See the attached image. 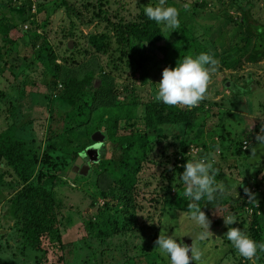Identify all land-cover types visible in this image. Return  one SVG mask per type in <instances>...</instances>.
<instances>
[{
    "label": "trees",
    "instance_id": "obj_1",
    "mask_svg": "<svg viewBox=\"0 0 264 264\" xmlns=\"http://www.w3.org/2000/svg\"><path fill=\"white\" fill-rule=\"evenodd\" d=\"M181 1L165 0L166 6H174L178 9L180 20L178 31L184 32L190 23L188 16L191 13L184 7L178 6L177 2ZM215 1L197 0L190 10L201 9L204 19L219 16L216 9L212 12L209 7V3L211 6L217 5ZM11 2L12 0H0V8L8 10L7 15L0 17V115L7 113L4 116L6 127L0 129V160L9 167L8 170L0 167V201L11 199V217L16 219L17 225L14 233L17 239L26 243L34 253L35 260L32 264H77L68 261L62 253L63 251L65 253L64 249H66L67 255L69 254V244L64 243L62 239L63 233L66 232L68 235V229L73 225H75L73 236H79L77 246L85 250L78 264H93L94 245L88 243L89 239L97 240L102 245L105 239L126 231L142 233L149 231L150 235L147 240L141 242H134V238H131L133 245L138 246V250L134 257L130 256L122 264H168L165 257L156 251L151 239L158 237L157 230L163 222L165 209L171 208L178 215L187 214L189 200L183 196L184 185L179 182L178 175L183 171L186 159H192L194 156H212L218 173L216 182L223 185V191L216 194L214 201L198 202L201 210L209 217L210 225L214 228L219 227L220 224L223 225L221 215H232L236 221L230 227L242 229L244 223H247L249 235L257 241L264 242V194L260 201H248L242 189V186H247L255 193L260 191V187L264 185V170L262 173L260 170H255L256 173L252 174V179L250 178L252 184L248 178L238 181L237 185L241 183L239 190H232V195L227 193L223 179L225 176L222 175L227 152L233 157L242 154L243 164L250 165L247 163L251 150L248 149L249 139H243L238 143V147L234 148L232 146L234 141L230 137L231 131L227 129L229 121L221 122L224 116L231 114L232 102L202 100L191 109L179 105H165L144 92L150 84L147 75L149 68L159 69L158 61L149 62L148 57L146 59L144 51L147 50L154 51L155 56L163 57L161 59H164L163 62L167 65H170L167 54L170 48L180 58L194 56L202 51L209 52L218 60L220 67L231 71L240 70L243 62L254 64L264 61V24L254 21L250 6L243 10L245 37L241 46L239 40L236 41V45L231 46H224L221 43L222 20L227 19L229 23L230 19L234 18L223 13L221 24L212 27L196 25L192 38L187 44L177 48L171 47L172 36L167 35L165 28L148 20L143 14V8L148 5L155 6L157 0H138L136 7H139V11L137 10L130 21L119 19L110 22L109 18H105V26L111 25L110 30L113 31L111 35L104 31L85 35L87 48L77 52L87 53L89 49L96 54H108L110 57L107 63L110 68L108 74L100 72L99 78H96L95 69L99 68V65L87 67L82 65L81 68V63L70 54L61 56L62 59L58 62V53L49 49V41L38 32L37 28L28 29L29 21L31 23L38 21L34 18L35 13L36 16L42 13L44 18L39 22L40 27L46 26L49 15L57 9L63 7L68 14H72L69 13V0H50L49 6L45 4L46 2L37 4L36 0H22L21 10L12 7ZM88 5L86 4V7ZM74 16L80 21L78 23L91 24L99 18L100 13L94 12L88 20L82 18L78 11ZM69 21L70 27H75L74 20L70 18ZM214 28L216 33L212 32ZM74 31L70 29L69 33L73 35ZM174 31L176 32L177 29ZM40 37H42L41 46L46 45L45 50L48 53L46 56L48 63L43 64L45 71L52 77L51 83H48L53 87L56 86L54 89L52 87L48 94L54 98L58 92L60 98L70 101L75 111L71 125L63 124V130L53 136H40L42 145L40 141L38 144H32V141L38 139L34 138L31 128L25 124L19 126L15 124L14 116L20 103H32L34 98V93L26 91L23 85L25 79L29 77L26 72L39 57L36 39ZM123 73L124 79H122ZM20 78H22L21 86H17L19 84L16 82ZM58 85L61 88L57 87ZM6 91L13 92L15 98L9 99L10 94ZM100 124L105 125L106 141L104 142L112 153L110 157L102 158L104 148L99 147L98 154L101 157L98 156L100 160L97 162V167L100 172L93 173L96 174V178L92 179L90 184L92 189L99 191L103 196H109L111 188L113 189L110 191L123 190L124 193H132L137 185L138 173L143 163L152 152L155 154L159 149L157 136L167 138L164 129L171 128L174 131L172 126L180 127V132L172 133L175 141L170 144L175 148L170 155L173 157L174 154L175 157L172 165L168 166L164 191L154 197L156 204L153 205L152 210L145 206V203L140 204L134 198L132 201V196L129 198L127 194L122 197L113 196L112 203L108 201L103 203L105 208H109L108 210L112 212L105 216L99 215V218L94 220L95 224H92V221L87 224L64 209L67 207L79 211L82 200L87 197L85 193L68 183L70 179L62 174V166L71 165L86 146L94 143L91 135ZM203 127L206 129L202 131ZM74 133L76 136H73ZM206 134H210L208 140L205 139ZM83 138L87 142L79 144L82 151L71 152L70 149L74 146L70 144L71 141L83 142ZM255 138L254 135V140ZM250 140L254 141L252 138ZM192 148L197 149L196 154L191 152ZM170 155L168 154L169 157ZM234 161L233 165H235ZM262 161L264 158L260 162ZM258 174L261 176L255 180ZM117 185L119 187H116ZM172 189L175 196L168 195ZM10 190H13V193H10ZM67 202L78 205H67ZM249 212L250 219L246 220L244 216ZM261 216H263L262 220H260ZM94 229L98 230L97 233ZM151 247L154 250L150 251ZM255 257L264 262V252H258ZM0 264L15 263L0 261Z\"/></svg>",
    "mask_w": 264,
    "mask_h": 264
},
{
    "label": "rangeland",
    "instance_id": "obj_2",
    "mask_svg": "<svg viewBox=\"0 0 264 264\" xmlns=\"http://www.w3.org/2000/svg\"><path fill=\"white\" fill-rule=\"evenodd\" d=\"M21 1L22 0H12L11 6L16 7L18 10H21ZM195 1L197 0H182L181 2H177L179 7H184V5L187 4V7L184 8L186 11H189L191 13L188 16V19H190V23L188 25L187 30L184 32H179V28L176 32L174 30H171L169 32V30L165 29L167 35L170 37L172 36V39L170 40V42H172L171 47L175 46L177 48H181L185 45V43L187 44V42L192 38L195 28H197L196 25L199 26L200 24L203 26L212 27L214 25L216 26V24H221L220 19H223L221 17L225 13L229 14V17L232 16L234 18H231L229 23L227 19H225L226 21L222 20L221 25L223 30L222 33H220L221 43L224 46H231L236 45V41L239 40V46H241L243 44L242 39L245 37V23L243 21V10L247 6H250V13L254 21L258 24H264V0H213L215 1V3L217 2V5L213 4V6L217 8L211 6L210 3L209 7L211 8L212 12H214V10L216 9V12L219 13V16L215 15V17L213 16V18L209 19H204L202 17L201 9L194 8L193 11L190 10L191 6L195 4ZM40 2H46L45 4L49 6L50 0H36L37 4ZM69 2V13L72 14H68L66 12V9L63 7L57 9L56 11H54V13H51L49 15V21L46 23V26L40 27L39 22L41 19L43 20L44 18H42V13L38 14L37 16L35 13L34 18L38 21H36V23H31L30 21L29 23L27 22L28 29L37 28L38 32L42 36H44L46 40L49 41V49L56 50L58 53V62H60V60L62 59L61 56L70 54L76 59L78 63H81V68L82 65L84 67L91 65H99L100 67L95 69L96 78H99L100 72H106V74H108L107 72L110 69L107 66V63L110 58L108 54H96L89 49L87 53H82V49L87 48L85 35L90 32L97 33L101 31L108 32L109 35H111L113 33V31L110 30L111 25L105 26V18H109L110 22H116L119 21V19H122L124 21H130L132 17L139 11V7H136V5L138 4V0H69ZM86 4L89 5L86 7ZM223 10L225 12H223ZM31 11L33 12V10ZM76 11H78L81 14L82 18H85L86 20H88L94 12H99L100 16L91 24H82L78 23L80 21H78L74 16ZM7 14V9L0 8V17L5 16ZM70 18H72L75 22V27L73 28L70 27ZM24 27L25 26H23V28ZM70 29L75 30L73 32V35L69 33ZM212 32L216 33L215 28L212 30ZM41 41L42 37L36 39V49L39 54L38 58L41 57L42 59L40 60L36 58L33 61V64L26 72V74H29V77L28 79H25L23 85L26 91H32V93H34V95L32 94L34 96L33 101H31L32 103L26 104L20 103L17 106L16 115L14 116L16 119L15 124H17L18 126L25 124L31 128L34 138L38 139L32 141V144H38L40 141L42 145L40 136H53L54 134L63 130V124L69 123L71 125L75 111L74 108L71 106L70 101L60 98L58 96V92L56 93L57 96L54 98H51L50 94H48V92L51 91V88L53 87L52 84L48 83H51L52 77H50V74L45 71V66L43 65L45 64L44 62L48 63V60L46 58L48 53L45 50L46 45L45 47L41 46ZM78 50L82 51L77 52ZM154 53V51H144L146 59L148 57L149 62H151L152 60L154 62L158 61L159 66V69L156 67H150L147 73V75H149L148 78L150 84L146 87L144 92L147 95L149 94L152 98H154L158 81L161 78L162 69L165 66H175L176 61L180 58L179 55H176V53H174L173 49H168L167 54L169 57L168 59L170 65H167L165 64V62H163L164 59H161L163 57H161L160 55L155 56ZM241 65L242 67L240 68V70L230 71L226 68L220 67V63L218 62L217 66H215V71L210 73V81L207 86L205 98L203 99L208 101L222 100L223 102L226 100H230V102H232L230 110L231 114H227V116H224L221 122L223 121L224 123H226V121H229V123H227V129H230L231 131L230 137L234 141L232 145L234 148H237L238 143L242 142L244 138L248 139L249 136L243 133L244 128H247V126L248 129L253 128L255 127L254 123H257L256 121H254L255 119L250 114V111L247 110L248 105H253L254 109H257L258 107L260 109H264V61H260L259 63L254 64L243 62L241 63ZM124 77L125 74L123 73L122 79H124ZM21 80L22 78H20L16 82V84H19L17 86H21ZM57 83L59 84V81H57ZM55 87H53L52 89H54ZM57 87L61 88V86L59 85ZM6 92H9L10 94L9 99L12 100L13 98H15V94L13 92ZM237 105H240L243 113L237 110ZM245 109L247 111H245ZM6 114L7 113L0 115V129L6 127L4 120V116ZM245 114H249V117H245ZM232 118H237L238 121H234L232 120ZM248 119L254 120L249 121ZM99 126L100 127L98 129L92 132V136L96 132H99L104 135L105 125L100 124ZM172 128L175 130L173 131L171 130V128L164 129V132L167 134V138L163 136H157V143H160L159 149L157 152H155V154H153L152 152L151 156L146 160V162L143 163L142 168L138 173L137 185L135 187V190L132 191V193L127 194L124 193L123 190L120 192L117 190H112L114 192L113 193L112 191H110L111 189H113L111 188L109 190V196H103V194H101L99 191L92 189L90 181L96 178V174L93 173L100 172L99 168L97 167V162L100 159H98L94 163L89 161L88 165H84L83 168L79 167L73 179L68 181V183L74 186L77 190L85 193L87 199L84 198L82 200L81 205L79 206V211L67 207L64 209L69 210V214H71L73 217L81 218L87 224L91 221L92 224H95L94 220L97 219V217L99 218V215L105 216L108 213L112 212L108 210L109 208H105L103 204L104 202L108 201L109 203H112L113 196L122 197L127 194L129 198H131L132 196V201L134 198V200H136L138 203H145V206L152 210L153 205L156 204V202L154 201V197L156 198L157 195L161 194L164 191V186L166 185L165 177L168 173L167 171L169 168L168 166L172 165V162L174 160L173 157H175L174 154L173 157L170 155V153H172V150L175 148V146L171 145L170 143L175 141L174 134L172 133H179L180 127L172 126ZM205 129L204 127L201 128L202 131ZM256 131H258L257 128ZM74 135L76 136L75 133L73 134V136ZM209 135L210 134H206L205 139L208 140ZM69 137L71 138L70 135ZM105 139L106 138L104 135V140L102 143V146L104 148V156L102 158H108L112 153V151L110 152L107 144L104 142L106 141ZM92 141H94L93 138ZM86 142V139H84L83 142L71 141L70 144L74 145L70 149L71 152L77 150L82 151V147H80L79 144H83ZM157 143L155 145H157ZM251 147L252 145L250 146V149ZM168 154L171 157H169ZM94 155L97 156L96 150ZM226 155V162H224V170L222 175L225 176L223 179L224 183L227 186L226 191L229 195L233 194L232 190H239L240 186L237 185L238 181L248 178L250 184H252L250 178L252 179V174L256 173L255 170H260L261 173L264 170V165H262L264 161L256 165H245L243 164L244 157H242V154L240 156L237 155L236 157H233L230 156L229 152H227ZM78 156L79 155H77V157L74 159L73 163L78 158ZM231 157H233V159ZM234 159L236 161H234ZM233 161L235 165H233ZM73 163H71V165L66 164L62 166L63 175L68 176L73 166ZM0 167L5 170L9 169V167L4 165L1 160ZM91 171L93 172L91 173ZM235 174L237 175L236 177ZM260 174L256 176L255 180L257 178H260ZM116 187H119V185H117ZM251 187L254 186L251 185ZM263 188L264 185L263 187H260V191L256 192L255 201H260L263 199ZM12 191L13 190H10V193H13ZM173 192V189L170 190V193L168 195L175 196ZM67 205L77 206L78 203L67 202ZM10 208V198H6L5 200L0 201V261L3 263L12 261L15 264H32V262L35 260L34 253L30 250L29 246L26 243L17 239V235L14 233L17 226L16 219L11 217ZM244 218L246 220H249L250 212L247 213ZM165 219H168L169 221V225L167 226L168 234H171L173 232L176 235L184 236L186 235V233L193 231L195 227L193 223L187 219L186 213L178 215L177 212L171 208H167L164 210V216L162 218V221H164ZM262 219L263 216L260 217V220ZM161 223L159 229L157 230L158 235L161 231V228L163 227ZM220 225L219 227L217 226L215 228L210 225L209 230L211 233L208 235L205 241L198 242L193 240L192 243L194 245L199 244L204 253L200 264H264V262L260 261L256 257H253L252 259L248 260L239 256V254L231 247L230 243L226 239V236L224 235L230 225H227L228 227H226L224 223L223 225ZM247 225V223H244V225L242 226V230L250 234L249 230L247 229ZM74 228L75 225L68 229V235H66V232L63 233L62 240L64 243L69 244V254L67 255L66 249H64L65 253L64 251L62 253L65 254L68 261L75 262L78 264L80 262V257L82 256V253L85 250L78 248L76 242L79 236H73ZM94 231L97 233L98 230L94 229ZM95 235L96 234H94L93 237H95ZM149 235V231H146L145 233L137 231H126L125 233L115 234L111 238L105 239L104 242L102 241V245H100L99 241L97 240L94 241L93 239H89L88 243L94 245V251L92 253V258L94 259L92 263L122 264V262L130 256L134 257L135 252H137L138 250V246H134L133 241H145L149 238ZM132 237L134 238L133 241L131 239ZM178 239H181V237H178ZM155 240L156 239H151L154 245ZM155 248L156 251H158L156 245ZM152 250H154V248L151 247L150 251ZM190 264H194V262H190Z\"/></svg>",
    "mask_w": 264,
    "mask_h": 264
},
{
    "label": "clouds",
    "instance_id": "obj_3",
    "mask_svg": "<svg viewBox=\"0 0 264 264\" xmlns=\"http://www.w3.org/2000/svg\"><path fill=\"white\" fill-rule=\"evenodd\" d=\"M184 7L186 8L187 4ZM143 14L148 20L162 25L169 32L180 27L178 9L174 6H166L165 0H157L155 6H145ZM217 64V59L211 53L203 51L194 56L179 58L175 66H165L162 69L154 99L168 106L180 105L186 108L197 106L205 98L210 73L215 71ZM102 143L99 147L103 145ZM99 147L96 149L98 159ZM79 156L87 157L85 149ZM86 164L88 165L84 161L80 167L83 168ZM214 164V158L210 155L194 156L192 159H186L183 171L178 175L179 182L184 185L183 196L189 200L187 219L195 226L193 231L186 233L191 236L192 241L203 242L211 233L209 230L211 221L201 210L198 202L206 200L210 203L216 199L217 193L223 191V185L216 182L218 173ZM242 189L248 201H255V192L247 186H242ZM221 216L225 225H232L236 221L232 215ZM161 224L163 227L155 240V245L159 254L167 259L168 264H190V262L200 264L204 254L200 245L193 243L188 245L183 239H178L182 236L173 232L168 234V219ZM224 235L231 247L242 258L250 260L258 252H264V242L253 239L239 227H229Z\"/></svg>",
    "mask_w": 264,
    "mask_h": 264
},
{
    "label": "water",
    "instance_id": "obj_4",
    "mask_svg": "<svg viewBox=\"0 0 264 264\" xmlns=\"http://www.w3.org/2000/svg\"><path fill=\"white\" fill-rule=\"evenodd\" d=\"M91 138H93L94 140V145H90L88 147L85 148V154L87 155V157H81L78 156V158L75 160V162L73 163V166L68 174V178L71 180L73 179V177L75 176V173L77 172L78 168L83 164V162L85 161L86 163L90 162H96L97 161V156H95V150L99 147V145L102 143V141L104 140V135L96 132L93 134V136L91 135ZM264 158V134L260 135L257 140L255 141V143L253 144L248 159H247V163L250 165H256L258 162H260L262 159ZM183 241L188 244L191 245L192 242V238L190 235H186L184 237H182Z\"/></svg>",
    "mask_w": 264,
    "mask_h": 264
},
{
    "label": "crops",
    "instance_id": "obj_5",
    "mask_svg": "<svg viewBox=\"0 0 264 264\" xmlns=\"http://www.w3.org/2000/svg\"><path fill=\"white\" fill-rule=\"evenodd\" d=\"M237 106H238L237 110L240 111V112H242V109H241L240 105H237ZM247 110L250 111V114L255 119V120L254 119H248V120L249 121L250 120H254V121L257 122V123H254V126L255 127H253V128L248 129V126H247V128L246 127L244 128V132L243 133L245 135L249 136L248 137V139H249L248 149H249L251 145L253 146V144L255 143V141L257 140V138L260 135H262V131L264 130V109H260L259 107L257 109H254L253 105L250 104V105H248ZM247 110L245 109V111H247ZM245 117H249V114H245ZM232 120L238 121L237 118H235V119L232 118ZM255 128H257L258 131H256ZM254 135L256 136V138H255L256 140L255 141H251L250 140L251 138L254 140ZM244 139H246V138H244Z\"/></svg>",
    "mask_w": 264,
    "mask_h": 264
},
{
    "label": "built area",
    "instance_id": "obj_6",
    "mask_svg": "<svg viewBox=\"0 0 264 264\" xmlns=\"http://www.w3.org/2000/svg\"><path fill=\"white\" fill-rule=\"evenodd\" d=\"M191 152H192L193 154H196V153H197V149H196V148H192V149H191Z\"/></svg>",
    "mask_w": 264,
    "mask_h": 264
},
{
    "label": "flooded vegetation",
    "instance_id": "obj_7",
    "mask_svg": "<svg viewBox=\"0 0 264 264\" xmlns=\"http://www.w3.org/2000/svg\"><path fill=\"white\" fill-rule=\"evenodd\" d=\"M98 152V151H97ZM99 155V154H98ZM100 157V156H99Z\"/></svg>",
    "mask_w": 264,
    "mask_h": 264
}]
</instances>
